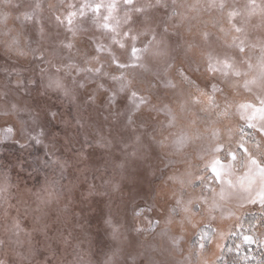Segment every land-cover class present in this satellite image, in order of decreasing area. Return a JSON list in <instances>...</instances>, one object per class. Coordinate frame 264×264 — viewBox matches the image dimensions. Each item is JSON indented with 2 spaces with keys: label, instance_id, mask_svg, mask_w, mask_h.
Segmentation results:
<instances>
[{
  "label": "rangeland",
  "instance_id": "obj_1",
  "mask_svg": "<svg viewBox=\"0 0 264 264\" xmlns=\"http://www.w3.org/2000/svg\"><path fill=\"white\" fill-rule=\"evenodd\" d=\"M36 2L37 0L0 2V17H5L3 22H0V129L7 126L6 121L7 124H14L18 119L28 120L29 116L36 118L35 124H44L51 129L52 126L47 124L50 119L46 116L47 112H57L64 120H71L77 115V105L86 99L82 95L84 90H81L80 100L77 104H73L57 92L51 90L45 92L43 88L37 91V83H28L30 79L40 80L39 67L42 66L32 55V49L44 51L58 41L73 40L76 48L91 52L94 48L93 40L106 42L102 34L88 22L81 25L82 30L75 38L66 28L59 27L48 7L50 2L56 3L57 0H41L42 11L37 13L41 24H37L35 20H25L23 14L31 13ZM65 2L77 4L79 0H65ZM188 2L191 3L192 0ZM247 2L248 0H226L225 9L220 11L215 8L209 9L206 0H200L199 11L189 13L190 17H197L191 21L193 25L191 31L186 30L185 27L178 30L170 28L165 34L172 45L170 51L171 55L176 57L177 66L184 57L183 48L176 46H182L185 40H195L205 51L214 53L223 52L224 41H230L233 35L242 38L246 35L250 43L258 44L264 40V16L257 9L256 14L249 17ZM256 3L264 4V0H256ZM231 9L240 12L234 23L244 28L242 34L232 32L227 23L226 13ZM58 10L67 11L62 5H58ZM165 11L160 9L154 12V17L159 22L158 32H162ZM214 20L219 21L216 27L212 25ZM41 26L45 29L43 37L39 34ZM220 26L224 27L227 35L219 31ZM203 31L211 34L207 44H204L201 37ZM12 36L18 37V46L24 49L26 55H18L15 48L5 47ZM150 38V36L141 37V40L147 42ZM76 48L72 50L73 53ZM257 53L258 49L252 50V54ZM63 54L67 56V50ZM144 62L149 64V71L145 72L141 68L135 71L152 79V73L159 71L160 68L150 57ZM105 67L107 69V65ZM107 70L119 75L114 69ZM17 79H22L24 83L17 85L15 83ZM193 79L197 85L204 87L206 80L199 73L195 74ZM98 83L104 84V89L97 91ZM118 87L116 81L107 77L87 84V91L94 92L97 96L96 102L90 107L81 106L80 115L83 116L87 130L91 134L89 141L95 143L92 140L93 136L96 139L103 136L110 141V144L94 149L85 148L86 154L82 159L68 150L63 133L57 129L53 131L56 132L58 139L53 141L42 137L44 143L41 145L31 142L26 148L20 149L11 141L0 144V181H6L9 185L8 191L0 199V240L4 242L0 244V259L5 260L6 264H20L17 252H23L28 257L24 264H61V261L72 259L70 254L74 250L80 254L82 264H106L109 257L112 259V264H141L146 246L149 244L157 249L150 254L163 264H173L180 259L178 253L170 250L166 238L159 235L145 237L130 232V226L135 222L132 208L137 204L142 207L154 205L155 211L146 214L159 218L166 214V205L165 199L157 193H169L175 187L165 184L169 175L188 169L194 174L206 172L211 177V172L204 168L205 161L209 159L206 154L208 138L190 143L179 152L171 148H161L155 143L153 136L159 140L167 136L169 131L175 132L178 129L164 128L166 117L162 112L138 113L134 116L133 122L129 123L127 113L131 102L127 94L117 93L114 103L110 104L108 101V97ZM189 91L194 92V87ZM5 92L7 96L3 95ZM40 92L45 94L40 95ZM255 92L258 94L259 89ZM157 94L164 102H168L171 98V93L162 87ZM236 99L249 100L258 106L255 95L243 89H240ZM153 102H157L155 98ZM11 104H16L22 111L9 116L3 115L5 106ZM146 116L149 117L147 124L144 120ZM224 123L235 130L242 126L244 121L240 120L237 114L231 117L230 122L224 121ZM29 124H32V121H29ZM197 126L203 131V124L198 122ZM41 131L40 127H35L33 134ZM244 131L255 135L253 129L245 127ZM137 136L141 138L139 143L136 142ZM83 139L81 135V142ZM45 145L55 153L53 159L67 161L68 167L63 172L62 178L58 169L44 165L43 161L48 158L45 155ZM134 150L138 152L136 157L131 155ZM200 156H204V159L201 160ZM137 173L142 178L138 183H133L132 177ZM52 180L59 181L56 188L63 192L57 207L63 208L67 204L69 211L67 215L54 211L48 217L37 220V213L31 210L25 212V205L20 202L21 193L27 192L24 199L31 204L35 199L31 193L39 191ZM105 181L120 183L121 190L111 192ZM200 191L197 182L194 187L187 189V194L198 195ZM168 203L172 201L169 200ZM236 203L237 201L233 199L226 204L223 211L213 213L214 218H209L207 215L203 218L197 217L195 227L192 225L181 227L174 224L170 226V234L181 240V246L185 251L190 246L189 237L195 241H200L202 236L210 237V243L208 240L203 241L206 251L203 252L201 261L206 264L235 263L238 255L244 259V262L249 260L248 258L255 254V251L243 253V249L249 250L250 241H253L264 254V246L258 242L261 233H264V227H261L259 222L264 207L259 202L254 205L246 203L244 208L237 210ZM34 206L33 204L32 207ZM229 209L234 210L235 214L230 215ZM105 219H111L113 225L119 227V239L112 238V228L104 223ZM13 223L19 224L18 236L15 234L16 230L12 228ZM69 232L72 233L68 238L73 247H68L64 242V237L68 236ZM246 236L249 240H245ZM195 246L198 248L199 244Z\"/></svg>",
  "mask_w": 264,
  "mask_h": 264
},
{
  "label": "snow or ice",
  "instance_id": "obj_2",
  "mask_svg": "<svg viewBox=\"0 0 264 264\" xmlns=\"http://www.w3.org/2000/svg\"><path fill=\"white\" fill-rule=\"evenodd\" d=\"M0 2L11 3V0ZM206 3L209 9L223 11L226 7V0H206ZM58 5H62L67 11L59 12ZM48 7L56 24L71 32L73 38L82 30L81 25L88 22L102 34L106 42L93 40L94 48L91 52L76 48L73 40L58 41L44 51L32 49V55L42 66L39 67L40 80L30 79L28 83H37V91L43 88L45 92L48 90L57 92L73 104L80 100L81 90H84L82 95L86 99L77 105V115L71 120H64L57 112H47L46 116L50 117L47 124L52 126L51 129L44 124H35L34 116H29L28 120L18 119L14 124H7L6 121L7 126L0 129V144L11 141L20 149L26 148L31 142L41 145L44 143L42 137L57 140L56 132L53 131L57 129L63 133L68 150L78 158H84L85 148L108 146L110 141L103 136L99 139L93 136L92 140L95 143L89 141L91 134L80 113L82 105L90 107L97 99L94 92L87 91L88 83L102 77L116 81L119 87L108 97V101L110 104L114 103L117 93L127 94L131 102L127 113L129 123L133 122L134 116L138 113L162 112L166 117L164 128L178 129L175 132L169 131L167 136L159 140L153 136V140L161 148H171L179 152L190 143L208 138L206 154L209 159L205 161L204 168L211 172V177L206 172L194 174L188 169L169 175L165 184L175 187L169 193H157L165 199L166 214L159 218L148 216L146 213L155 211L154 205L148 207L134 205L132 215L135 222L129 229L130 232L145 237L159 235L166 238L170 250L180 256L173 264H206L201 261V256L206 251L203 241L208 240L210 243V237L202 236L200 241L189 237L190 246L185 251L181 246V240L170 234V226L177 224L181 227L185 225L195 227L197 217L203 218L207 215L214 218L212 214L223 211L226 204L233 199L237 201V210L244 208L246 203L254 205L259 202L264 207V40L258 44L250 43L246 35L243 38L233 35L230 41H224L225 50L215 53L205 51L195 40H185L182 46H176L183 48L184 57L177 66L176 57H173L170 51L172 45L165 34L170 28L178 30L185 27L191 31L193 26L191 21L197 17H190L189 13L199 11L200 0H192L191 3L188 0H79L77 4L57 0L56 3L50 2ZM246 7L249 17L255 15L257 9L264 16V4L258 5L256 0H248ZM160 9L166 10L162 32L157 31L159 22L154 17V12ZM39 11H42L41 0H37L31 13L23 14L24 19L35 20L37 24H41L37 15ZM226 15L231 31L237 34L244 33V28L234 23L240 12L231 9ZM4 19L5 17H0V22ZM212 25L218 26L219 21H212ZM219 31L227 35L223 26L219 27ZM44 32L45 29L41 26L39 29L41 37ZM210 35L208 31L201 33L204 44L208 43ZM149 36L151 38L147 39V42L141 40V37ZM18 45V37L12 36L5 47L15 48L18 55H26L24 49ZM74 48L75 53L72 51ZM256 49L258 53L252 54V50ZM65 50L67 56L63 54ZM148 57L160 68L159 71L152 73V79L135 71L137 68L149 71V64L144 62ZM105 65L107 69L118 71L119 75L107 70ZM197 73L205 78L204 87H200L194 81L193 76ZM15 83L22 85L24 81L17 79ZM161 87L171 93L168 102H164L157 94ZM193 87L195 91H189ZM100 89H104V84H97V91ZM240 89L253 93L258 106L249 100H237L236 96ZM256 89H259L258 94L255 92ZM45 92L39 94L44 95ZM3 95L7 96V92ZM154 98L157 101L155 103ZM19 111L22 109H18L16 104H11L5 106L2 114L9 116ZM237 114L244 124L234 130L224 121L230 122L231 117ZM144 120L147 124L149 117H144ZM29 121H32V124H29ZM198 122L204 125L203 131L197 126ZM33 125L40 127L42 131L34 135ZM245 127L253 129L255 135L246 133ZM81 135L84 137L82 142ZM140 140L141 138L137 136L136 142L139 143ZM45 149L48 158L43 161L44 165L58 169L62 178L68 167L67 161L53 159L55 153L51 152L47 145ZM131 155L136 157L138 152L134 150ZM200 159L203 160L204 156H200ZM141 178L137 173L132 177V182L138 183ZM197 182L201 188L200 193L188 195L187 189L194 187ZM57 184H59L57 180L48 181L45 187L32 192L31 196L35 199L31 204L24 199L27 192H22L20 202L25 205V212L31 210L37 213V220L48 217L54 211L67 215L69 211L67 204L63 208L57 207L63 195L62 191L57 190ZM105 184L113 193L121 190L118 182L105 181ZM8 189L7 182L0 181V199ZM169 200L172 203L169 204ZM229 214L234 215L235 211L229 209ZM259 222L261 227H264V213ZM104 223L112 228V238L119 239V227L113 225L111 219H105ZM12 228L16 230L15 234L18 236L19 224L13 223ZM70 236L71 232L64 237V242L68 247H73L68 238ZM245 240H249V237L246 236ZM258 242L264 246V233H261ZM3 243L0 240V244ZM196 244H199L198 248ZM156 251L157 249L152 248L150 244L147 245L141 264H163L150 254ZM16 255L20 258V264H24L28 258L23 252H17ZM70 255L72 259L61 261V264H82L78 252L74 250ZM0 264H5V261L0 260ZM106 264H112L111 257ZM260 264H264V260L260 261Z\"/></svg>",
  "mask_w": 264,
  "mask_h": 264
},
{
  "label": "trees",
  "instance_id": "obj_3",
  "mask_svg": "<svg viewBox=\"0 0 264 264\" xmlns=\"http://www.w3.org/2000/svg\"><path fill=\"white\" fill-rule=\"evenodd\" d=\"M248 248L249 250L247 248L245 250L243 249V253L250 250L255 251V254H252L250 258H248L249 260H245L244 262V259L238 255L236 262H232L231 264H260V261L264 260V254H262L261 249H259L253 241L249 242Z\"/></svg>",
  "mask_w": 264,
  "mask_h": 264
},
{
  "label": "clouds",
  "instance_id": "obj_4",
  "mask_svg": "<svg viewBox=\"0 0 264 264\" xmlns=\"http://www.w3.org/2000/svg\"><path fill=\"white\" fill-rule=\"evenodd\" d=\"M0 260H3V259H0ZM5 261V260H4ZM5 264H6V261H5Z\"/></svg>",
  "mask_w": 264,
  "mask_h": 264
}]
</instances>
